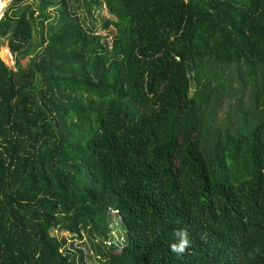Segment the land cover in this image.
<instances>
[{
    "label": "trees",
    "instance_id": "16d2710c",
    "mask_svg": "<svg viewBox=\"0 0 264 264\" xmlns=\"http://www.w3.org/2000/svg\"><path fill=\"white\" fill-rule=\"evenodd\" d=\"M102 5V28L123 29L118 56L92 17ZM4 45L0 264H83L51 234L62 213L77 238L78 224L100 230L104 264H264V0H12ZM234 64L241 127L222 134L216 103ZM82 169L94 188L77 186Z\"/></svg>",
    "mask_w": 264,
    "mask_h": 264
},
{
    "label": "rangeland",
    "instance_id": "374dc122",
    "mask_svg": "<svg viewBox=\"0 0 264 264\" xmlns=\"http://www.w3.org/2000/svg\"><path fill=\"white\" fill-rule=\"evenodd\" d=\"M10 1V0H9ZM9 1L5 3L4 6H1L3 0H0V18L2 17L5 9L9 5ZM76 5V13L80 16H85V10L83 6L80 5V2L75 4ZM92 17L96 18L97 20V32L98 34L102 35H108L107 36V43L108 48L110 49L113 56H118L120 54V49L123 47L125 38L123 37V29L114 22V20H111L109 22L110 26V32L107 29L102 28L101 26V19L98 17L101 15L102 17H107L108 14L102 5V8L95 9L91 11ZM87 24L89 23L88 18H86ZM55 28H59L62 24V21H55ZM6 45L2 46L0 48V59L11 69H14V61L12 58L11 53ZM7 51L6 53H4ZM6 54V55H5ZM27 58H25L23 61H21V64L24 65ZM200 79H204V75L206 73V68L204 63H200ZM245 70V69H244ZM238 69L236 68V65H232L229 69H227V73L223 74L224 79V87L219 86L220 89V96L216 103V121L213 125V130H215L216 126H220L221 133H226V130H229L230 132H235L238 130V128L241 127V123H239L236 119V108L240 105V101L238 100V97L240 95L239 87L245 88V82L244 80H240L236 76V72ZM231 74V77H230ZM211 84L213 86H216V82L211 78ZM252 90L253 87L250 85L247 86L245 91L243 92L242 101L248 108H245L244 111L246 112L247 116H253L254 110H259L262 107V103H259V107H254L252 103ZM261 110V109H260ZM209 146H213V140L215 138L214 133L209 136ZM77 186L80 189H84L88 186H91L94 188V185H92L89 181V177L87 176L84 169L80 171ZM69 215L62 213V215L58 216V223L51 232L52 235L58 237V238H66L67 244L71 245L69 248L74 253L81 254L83 264H104L102 260L100 259L98 253H97V244H101V240L99 239L100 230L96 228L94 225H86L85 229H82L80 224H78V231L80 238L76 237V233H71L65 229H62L64 225L70 224V218ZM108 226L110 229V236H111V243H115L118 241H121V238L123 236L122 231L120 230V219L115 214V212L110 211V216L108 218ZM90 226V228H89ZM91 230V232H87L86 229ZM108 245V242L103 243Z\"/></svg>",
    "mask_w": 264,
    "mask_h": 264
},
{
    "label": "clouds",
    "instance_id": "9594fccd",
    "mask_svg": "<svg viewBox=\"0 0 264 264\" xmlns=\"http://www.w3.org/2000/svg\"><path fill=\"white\" fill-rule=\"evenodd\" d=\"M174 242H170V249L177 253L182 254L189 247V234L185 228H177L173 230Z\"/></svg>",
    "mask_w": 264,
    "mask_h": 264
},
{
    "label": "bare ground",
    "instance_id": "6f19581e",
    "mask_svg": "<svg viewBox=\"0 0 264 264\" xmlns=\"http://www.w3.org/2000/svg\"><path fill=\"white\" fill-rule=\"evenodd\" d=\"M8 51V50H7ZM7 51H5L4 53H6ZM6 55V54H5Z\"/></svg>",
    "mask_w": 264,
    "mask_h": 264
},
{
    "label": "water",
    "instance_id": "95a60500",
    "mask_svg": "<svg viewBox=\"0 0 264 264\" xmlns=\"http://www.w3.org/2000/svg\"><path fill=\"white\" fill-rule=\"evenodd\" d=\"M12 0L9 1V3L11 2Z\"/></svg>",
    "mask_w": 264,
    "mask_h": 264
}]
</instances>
